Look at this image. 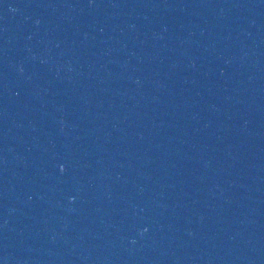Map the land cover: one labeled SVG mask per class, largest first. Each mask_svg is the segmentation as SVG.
<instances>
[{"label":"water","instance_id":"obj_1","mask_svg":"<svg viewBox=\"0 0 264 264\" xmlns=\"http://www.w3.org/2000/svg\"><path fill=\"white\" fill-rule=\"evenodd\" d=\"M0 264H264V0H0Z\"/></svg>","mask_w":264,"mask_h":264}]
</instances>
